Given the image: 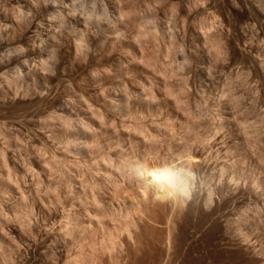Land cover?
Wrapping results in <instances>:
<instances>
[{
	"label": "rangeland",
	"instance_id": "rangeland-1",
	"mask_svg": "<svg viewBox=\"0 0 264 264\" xmlns=\"http://www.w3.org/2000/svg\"><path fill=\"white\" fill-rule=\"evenodd\" d=\"M7 1L0 264H264V0Z\"/></svg>",
	"mask_w": 264,
	"mask_h": 264
},
{
	"label": "bare ground",
	"instance_id": "bare-ground-1",
	"mask_svg": "<svg viewBox=\"0 0 264 264\" xmlns=\"http://www.w3.org/2000/svg\"><path fill=\"white\" fill-rule=\"evenodd\" d=\"M18 1V0H17ZM22 1H24V0H22ZM21 0L20 1H18L17 2V4L20 6V4H22L23 2H22ZM5 3H6V1H4ZM9 2V3H8ZM7 3L9 4V5H12L13 4V2L10 0V1H7ZM8 4H7V6H8ZM14 4H16V3H14ZM30 4V3H29ZM33 4V3H32ZM32 4H31V6H32ZM23 5H25V4H23ZM28 5V4H27ZM5 6V5H4ZM35 6V5H34ZM9 7V6H8ZM11 7H13V6H11ZM10 7V8H11ZM33 7V6H32ZM31 7V8H32ZM5 8V7H4ZM6 9V8H5ZM13 9H14V7H13ZM29 9V8H28ZM34 9V8H33ZM7 10V9H6ZM6 10H4L3 11V13H5V11ZM19 10V9H18ZM21 10V9H20ZM2 11V10H1ZM0 11V12H1ZM31 11H33V10H31ZM42 11V10H41ZM38 14V13H37ZM36 15V14H35ZM37 17V16H36ZM39 18V17H38ZM45 19V18H44ZM8 20V19H7ZM38 20V19H37ZM39 20H41V19H39ZM10 21V20H9ZM42 21V20H41ZM44 21V20H43ZM37 23H35V24H33V27L30 29V34L32 33L33 34V30H39V22L40 21H36ZM48 25V24H47ZM4 26H5V24H4ZM44 26V25H43ZM46 26V25H45ZM45 31V30H44ZM43 78V77H42ZM12 81V80H11ZM128 167L130 168V174L134 177V178H136V179H138V180H140V181H142L146 186H147V188L149 189V191H151V195L153 194V196L154 197H163V198H165L164 196H166L167 194H170V193H172V190H173V187L174 186H172V187H170V188H166V187H162V186H160V185H158L157 183H155L154 181H153V179H152V173H153V171L154 170H157V169H161V168H172V169H174L175 170V168L176 167H169V166H167V165H164V166H148V165H146V164H143V163H136V164H132V165H128ZM186 189L185 188H183V191H185ZM138 194V193H137ZM146 195V192H145V190H143L142 192H139V196L142 198V199H144V196ZM146 197V196H145ZM137 198V197H136ZM138 199V198H137ZM136 200V199H135ZM134 204H135V202H134ZM133 205V204H132ZM131 205V206H132ZM129 206V205H128ZM135 208V207H134ZM81 217V216H80ZM4 221V220H3ZM3 221H1V222H3ZM78 221V220H77ZM4 223H6V222H4ZM116 235V234H115ZM3 236V235H2Z\"/></svg>",
	"mask_w": 264,
	"mask_h": 264
},
{
	"label": "clouds",
	"instance_id": "clouds-1",
	"mask_svg": "<svg viewBox=\"0 0 264 264\" xmlns=\"http://www.w3.org/2000/svg\"><path fill=\"white\" fill-rule=\"evenodd\" d=\"M152 179L158 185L166 188L179 185L181 191H183V181L180 173L172 168L154 170L152 173ZM184 194L187 195L186 192Z\"/></svg>",
	"mask_w": 264,
	"mask_h": 264
}]
</instances>
